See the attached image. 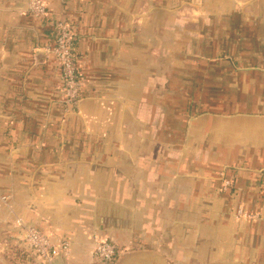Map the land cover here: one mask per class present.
Segmentation results:
<instances>
[{
    "label": "crops",
    "instance_id": "1",
    "mask_svg": "<svg viewBox=\"0 0 264 264\" xmlns=\"http://www.w3.org/2000/svg\"><path fill=\"white\" fill-rule=\"evenodd\" d=\"M44 2L0 0V264H48L19 219L70 242L54 264H264V0Z\"/></svg>",
    "mask_w": 264,
    "mask_h": 264
},
{
    "label": "built area",
    "instance_id": "2",
    "mask_svg": "<svg viewBox=\"0 0 264 264\" xmlns=\"http://www.w3.org/2000/svg\"><path fill=\"white\" fill-rule=\"evenodd\" d=\"M29 12L35 18H46L48 7L44 0H29ZM52 36L54 39L53 54L61 67L63 79L64 103L77 107L82 99V76L77 55L78 35L71 22L67 19H55L52 23ZM229 181L225 182L228 185ZM237 215L243 218H252L253 214L240 207ZM19 225L24 233V242L29 250L48 264H54L61 253L70 251V242L66 240L53 241L40 229L25 225L19 219ZM120 252L119 246L111 241L98 240L94 246V255L103 264H113Z\"/></svg>",
    "mask_w": 264,
    "mask_h": 264
},
{
    "label": "rangeland",
    "instance_id": "3",
    "mask_svg": "<svg viewBox=\"0 0 264 264\" xmlns=\"http://www.w3.org/2000/svg\"><path fill=\"white\" fill-rule=\"evenodd\" d=\"M182 8L186 9V7H182Z\"/></svg>",
    "mask_w": 264,
    "mask_h": 264
}]
</instances>
